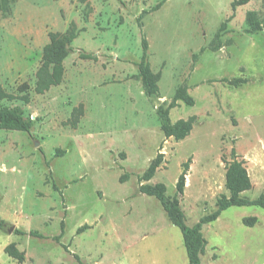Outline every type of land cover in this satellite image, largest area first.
<instances>
[{
    "label": "rangeland",
    "instance_id": "1",
    "mask_svg": "<svg viewBox=\"0 0 264 264\" xmlns=\"http://www.w3.org/2000/svg\"><path fill=\"white\" fill-rule=\"evenodd\" d=\"M161 1L14 0L0 10V85L17 97L0 100V109L18 108L32 122L29 133L0 129V264H19L6 253L11 244L25 253L22 264H188L182 232L139 189L158 154L164 161L148 183L178 197L189 226L229 196L234 158L252 181L244 196L264 194V0L235 10L236 0H167L154 10ZM72 23L79 34L63 82L37 94L50 33ZM144 37L161 74L157 95L138 77ZM181 86L195 104L179 102L170 119L196 122L177 141L164 136L157 112ZM203 234L202 264H264L261 208L231 207Z\"/></svg>",
    "mask_w": 264,
    "mask_h": 264
},
{
    "label": "trees",
    "instance_id": "2",
    "mask_svg": "<svg viewBox=\"0 0 264 264\" xmlns=\"http://www.w3.org/2000/svg\"><path fill=\"white\" fill-rule=\"evenodd\" d=\"M14 0H0V10L7 12L10 10L11 3ZM167 0H162L154 10L160 9ZM249 0H236L232 7L235 10L237 6L245 5ZM259 28V27H257ZM257 28L255 30H257ZM79 31L74 23L71 24L65 33H50V42L44 47L42 56V65L37 72V82L35 92L37 94H44L52 87L59 86L64 79L65 66L64 62L73 50V43L77 39ZM142 55L138 67V77L142 83L144 91L148 95L159 94V82L161 79L160 73H154L149 63V44L144 37L142 40ZM83 59H96L95 56L89 54H82ZM245 81L237 80L232 85L239 86ZM17 97L9 94L0 85V100H14ZM21 100L28 103L30 101L28 95L20 97ZM179 102H184L188 106H194V99L189 95L185 86L177 89L172 102L165 109L160 107L158 115L161 119V128L166 138H174L177 141L184 140L188 137L196 122L195 117L188 120H179L173 123L170 119V111L178 106ZM82 115V107L75 109L73 114V126H77L80 116ZM32 128V122L27 120L22 111L18 108H2L0 109V129L20 131L29 133ZM164 161V155L158 156L151 162L148 169L138 178L140 192L149 197L158 200L166 212L168 218L174 226L180 229L183 235L184 246L188 257V264H202V258L206 254L207 240L203 234V227L207 224L213 223L219 219L222 213L231 207H249L255 206L264 211V194L258 198L250 200L244 196L252 188V181L248 170L245 167L243 160L234 158L227 164L226 170V188L229 196H222L217 202V208L214 212L203 216L193 226L187 224L186 216L180 206L178 197L171 198L167 195V187L163 183L149 184L156 172L161 167ZM191 160L184 164V169L177 182V193L184 194L186 185V176L189 171ZM128 177L124 175L121 182L124 183ZM257 219L255 217L245 218L243 223L246 226L253 227ZM3 222L0 220V229ZM85 228V227H84ZM63 233V232H62ZM19 235H26L24 231H17ZM29 235L33 237L43 238L38 232L30 231ZM58 240V239H57ZM6 253L13 259L17 260L19 264L24 263L25 253L21 252L15 244H11L6 248Z\"/></svg>",
    "mask_w": 264,
    "mask_h": 264
},
{
    "label": "water",
    "instance_id": "3",
    "mask_svg": "<svg viewBox=\"0 0 264 264\" xmlns=\"http://www.w3.org/2000/svg\"><path fill=\"white\" fill-rule=\"evenodd\" d=\"M14 230V228L12 227L11 229H10V231L12 232Z\"/></svg>",
    "mask_w": 264,
    "mask_h": 264
}]
</instances>
